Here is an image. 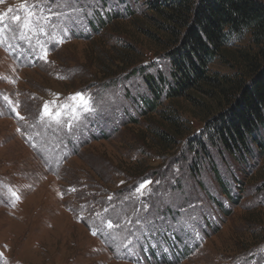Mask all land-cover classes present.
Instances as JSON below:
<instances>
[{"label":"rangeland","instance_id":"374dc122","mask_svg":"<svg viewBox=\"0 0 264 264\" xmlns=\"http://www.w3.org/2000/svg\"><path fill=\"white\" fill-rule=\"evenodd\" d=\"M155 1L0 4V264H264V127L196 147L226 100L166 97L180 29Z\"/></svg>","mask_w":264,"mask_h":264},{"label":"trees","instance_id":"16d2710c","mask_svg":"<svg viewBox=\"0 0 264 264\" xmlns=\"http://www.w3.org/2000/svg\"><path fill=\"white\" fill-rule=\"evenodd\" d=\"M152 8L180 29L167 54L172 78L166 97H187L196 90L226 100L208 120L196 147L205 148L206 137L233 155L247 150L249 139L256 141L264 127V1L160 0L152 2ZM246 41L249 48H233L235 42ZM227 52L234 53L233 58ZM216 62L234 73L212 72Z\"/></svg>","mask_w":264,"mask_h":264},{"label":"snow or ice","instance_id":"6c2138e0","mask_svg":"<svg viewBox=\"0 0 264 264\" xmlns=\"http://www.w3.org/2000/svg\"><path fill=\"white\" fill-rule=\"evenodd\" d=\"M54 2V0H53ZM5 3V0H0V4H3ZM22 3L24 4L25 7H27V3H26V0H22ZM50 7V5H49ZM118 7V6H117ZM14 11V9L12 7H8L7 8V11L6 12H0V22H3L5 20V18L9 17V13H12ZM29 16L33 15V13L30 11L28 13ZM82 15H90V13L88 12H84L82 13ZM12 20L14 21H20L21 20V16L20 15H14V16H11L10 17ZM83 23V20L80 18V16H75L73 19H72V24H71V27L72 29L74 30L76 27H80ZM46 55V53H45ZM59 95V94H57ZM79 98V100L81 101V104L83 105V107L88 111V112H91L92 109L90 107H88V104H89V100L85 97L84 93L82 92H77L74 94L73 97H71V99H76V98ZM5 101H8V98L7 97H4L3 98ZM9 105L11 106V102L8 101ZM50 102H46L44 104V107H43V113H44V116H47V117H52L53 115V110L50 108L49 106ZM79 109H75L74 111H78ZM17 115H19V113H17ZM55 115L57 117H61L62 116V113L60 111H56L55 112ZM20 119H24V117H20ZM71 126V125H70ZM19 131V129H18ZM152 182L151 180H145L144 182L140 183L139 186L136 188V192L140 193L141 196H143L145 194V191L147 189V186L150 185ZM73 191H75V189H72ZM109 200H111V197H109ZM139 222V221H137ZM107 227L109 229H111L113 227V224H112V221L109 220L108 223H107ZM158 231V229H156ZM183 230V229H181ZM95 231L93 232V235H95ZM155 246V245H153ZM165 251H167L165 249Z\"/></svg>","mask_w":264,"mask_h":264}]
</instances>
